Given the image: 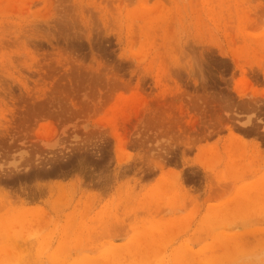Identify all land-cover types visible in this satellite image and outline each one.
Here are the masks:
<instances>
[{
    "label": "rangeland",
    "instance_id": "obj_1",
    "mask_svg": "<svg viewBox=\"0 0 264 264\" xmlns=\"http://www.w3.org/2000/svg\"><path fill=\"white\" fill-rule=\"evenodd\" d=\"M0 264H264V0H0Z\"/></svg>",
    "mask_w": 264,
    "mask_h": 264
},
{
    "label": "bare ground",
    "instance_id": "obj_2",
    "mask_svg": "<svg viewBox=\"0 0 264 264\" xmlns=\"http://www.w3.org/2000/svg\"><path fill=\"white\" fill-rule=\"evenodd\" d=\"M15 176V175H14ZM3 178V177H2ZM11 179V178H10Z\"/></svg>",
    "mask_w": 264,
    "mask_h": 264
}]
</instances>
